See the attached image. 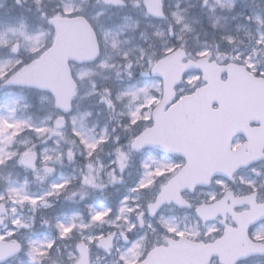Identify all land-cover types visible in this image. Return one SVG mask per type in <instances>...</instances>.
Here are the masks:
<instances>
[{
	"label": "snow or ice",
	"instance_id": "obj_1",
	"mask_svg": "<svg viewBox=\"0 0 264 264\" xmlns=\"http://www.w3.org/2000/svg\"><path fill=\"white\" fill-rule=\"evenodd\" d=\"M33 2L37 26L0 21V264H264V111L226 122L219 91L264 101V13L230 27L235 0H200L219 30L201 42L166 0H103L113 23L88 0ZM61 198L76 207L43 211Z\"/></svg>",
	"mask_w": 264,
	"mask_h": 264
},
{
	"label": "rangeland",
	"instance_id": "obj_2",
	"mask_svg": "<svg viewBox=\"0 0 264 264\" xmlns=\"http://www.w3.org/2000/svg\"><path fill=\"white\" fill-rule=\"evenodd\" d=\"M46 3L49 4V7H52L55 5L56 0H46ZM166 3L169 6H172L174 9L177 5L179 4V7L181 8H187V15L189 19H197L198 23L193 24L194 32L193 36H195L197 39H199L201 42L203 36H210L211 34L216 35L219 30H214L212 29L210 23L207 20L206 13L203 12L200 8V0H166ZM6 5V6H5ZM8 8V11L5 8ZM86 9L88 11H95L101 8H104L106 10V17H105V22L106 23H113V22H119L120 17L123 13H117L115 15H112L109 17L110 13H116V10L113 9H108L107 7L103 6L101 2L98 0H88L87 4L85 5ZM253 11L257 12H262L264 13V0H235V7L234 11L232 12H220L218 10V14L220 15H226L229 17L228 20V25L230 27H234L237 23L245 24L246 21L244 20V15H247ZM236 13H242L243 15H237L236 19L233 20L231 17L233 15H236ZM133 18L139 17V13L133 11L131 13ZM21 19H26L29 23L30 26L35 27L37 26L40 22L36 19V14H35V5L33 0H20L19 3H16V0H0V21H8L12 20L15 22H19ZM141 19V26L143 27L147 23H156L149 18L145 20L144 18ZM149 32L152 31V29H148ZM136 39L138 43H144L142 40L139 39L138 33L135 34ZM242 39H246L243 37L241 33ZM7 89H0V98H4L7 93ZM31 102L33 103V111H35L39 107V101L35 97H30ZM84 104L87 105L88 101H84ZM94 118L95 117V110L99 109L100 110V115L98 117L100 123H103L107 119V114L103 111V106L102 105H94ZM71 169V166H69ZM20 171V175H16V171H13V178L15 179H20L24 173L22 170ZM31 190L33 191H40L41 186L37 184H32L30 185ZM108 192H111L112 195L109 196V200L115 198L118 193L115 192L111 187L108 189ZM104 195H107L105 193ZM94 198L97 202H104L107 203V200H104V196H102L100 193H96L94 197H89V199ZM75 208V205L69 201L67 205H62V207L58 211H63V210H70ZM44 211V210H43ZM165 215L169 216H176L177 219L179 220L183 215H184V210L178 209V208H170V209H165ZM47 214H50V212L44 211ZM39 214V210H38ZM40 232H37V235H39ZM101 264H103V261H101Z\"/></svg>",
	"mask_w": 264,
	"mask_h": 264
},
{
	"label": "water",
	"instance_id": "obj_3",
	"mask_svg": "<svg viewBox=\"0 0 264 264\" xmlns=\"http://www.w3.org/2000/svg\"><path fill=\"white\" fill-rule=\"evenodd\" d=\"M103 1V0H102ZM247 90V89H250L246 86H239L237 88H232V89H222V90H219L221 94L225 95L226 98L228 99L229 98V101L234 98L231 94H229L228 92L231 91V90ZM207 95V93L205 94ZM231 105V103H229V106ZM189 109H190V113L192 115V117L196 120H204V116H203V113L201 112V101L200 100H194V101H190L189 102ZM235 108L234 107H229L227 112L224 114V119H225V116L226 115H229L230 112L229 111H234ZM230 121H233L232 119L229 120ZM206 125L209 127V128H219L221 126V123L219 125H214V123L216 122H208V121H205ZM237 132H242V131H237Z\"/></svg>",
	"mask_w": 264,
	"mask_h": 264
}]
</instances>
